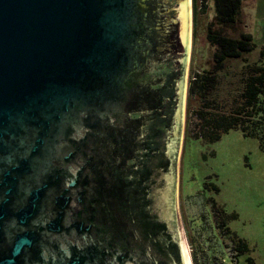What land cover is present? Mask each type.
Wrapping results in <instances>:
<instances>
[{
    "label": "water",
    "instance_id": "obj_1",
    "mask_svg": "<svg viewBox=\"0 0 264 264\" xmlns=\"http://www.w3.org/2000/svg\"><path fill=\"white\" fill-rule=\"evenodd\" d=\"M190 22L191 0H0V264H192Z\"/></svg>",
    "mask_w": 264,
    "mask_h": 264
},
{
    "label": "rangeland",
    "instance_id": "obj_2",
    "mask_svg": "<svg viewBox=\"0 0 264 264\" xmlns=\"http://www.w3.org/2000/svg\"><path fill=\"white\" fill-rule=\"evenodd\" d=\"M213 16L212 0H208L204 11L197 9L194 19L191 3L186 89L191 71L207 68L210 63L212 47L206 41L205 26ZM240 19L254 43V48L245 54L247 60L257 59L262 49L264 62V0H242ZM227 63L226 72L218 75L223 94L230 79L237 77L234 71L241 66L238 60ZM187 116L184 101L175 197L192 264V254L200 264H264V148L255 137L244 136L237 128L222 133L216 141H201L187 131ZM203 182L215 184L218 190H211ZM208 197L225 212L236 214L226 224L246 240L247 252L234 256L230 235L211 221Z\"/></svg>",
    "mask_w": 264,
    "mask_h": 264
},
{
    "label": "trees",
    "instance_id": "obj_3",
    "mask_svg": "<svg viewBox=\"0 0 264 264\" xmlns=\"http://www.w3.org/2000/svg\"><path fill=\"white\" fill-rule=\"evenodd\" d=\"M208 0H191L192 18L197 9L204 11ZM242 0H212L214 16L206 23L205 38L212 47L207 68L192 70L188 79L185 107L188 114L185 126L191 136L204 142L219 139L222 133L237 128L244 136L255 137L264 148V62L263 50L257 59L248 61L246 53L254 48L251 34L244 31L240 19ZM238 60L241 66L234 71L236 78L221 91L219 74L225 73L228 61ZM223 85V84H221ZM222 93V96H221ZM196 104L193 105L192 103ZM211 190L218 188L213 183L203 182ZM218 215L219 228L230 235V248L234 256L249 250L246 240L231 230L226 221L234 219L235 213H227L221 205L208 197ZM194 264H200L194 254ZM250 259V258H247ZM208 264V263H202Z\"/></svg>",
    "mask_w": 264,
    "mask_h": 264
},
{
    "label": "flooded vegetation",
    "instance_id": "obj_4",
    "mask_svg": "<svg viewBox=\"0 0 264 264\" xmlns=\"http://www.w3.org/2000/svg\"><path fill=\"white\" fill-rule=\"evenodd\" d=\"M207 202H208V205H209V211L208 212L210 214L211 221H212V223H213V221H215L216 225L219 227V219L217 218L218 215L216 216V214H215L216 211L213 210L210 202L209 201H207ZM177 206H178V204H177ZM187 237H188V235H187Z\"/></svg>",
    "mask_w": 264,
    "mask_h": 264
}]
</instances>
